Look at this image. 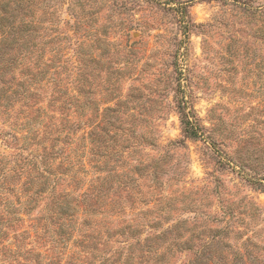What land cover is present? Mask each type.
Listing matches in <instances>:
<instances>
[{"label": "rangeland", "instance_id": "374dc122", "mask_svg": "<svg viewBox=\"0 0 264 264\" xmlns=\"http://www.w3.org/2000/svg\"><path fill=\"white\" fill-rule=\"evenodd\" d=\"M14 1L43 36L35 40L48 42L47 62L80 65V185L95 184L92 130L119 99L111 121L129 137L121 158L136 180L135 207L161 198V216L151 217L163 227L185 219L195 245L214 238L229 258L247 249L264 264V0ZM181 115L202 136L186 137ZM12 150L0 138V152Z\"/></svg>", "mask_w": 264, "mask_h": 264}, {"label": "trees", "instance_id": "16d2710c", "mask_svg": "<svg viewBox=\"0 0 264 264\" xmlns=\"http://www.w3.org/2000/svg\"><path fill=\"white\" fill-rule=\"evenodd\" d=\"M21 8L0 0V120L9 126L0 128V138L13 148L0 152V264H175L172 258L183 251L188 257L179 264L256 262L247 249L229 258V245L214 238L195 245L199 234L185 219L163 227L151 217L161 216V198L148 199L150 208L135 207L130 189L136 180L121 158L129 137L111 121L119 120V99L102 109L107 125L92 130L98 143L95 184L80 185L79 174L86 171L75 146L82 115L80 65L47 62L48 42L35 40L43 36ZM180 120L186 137L202 136L186 115Z\"/></svg>", "mask_w": 264, "mask_h": 264}]
</instances>
